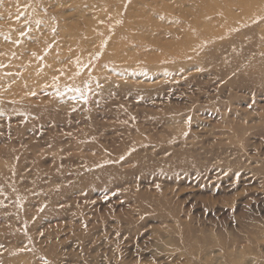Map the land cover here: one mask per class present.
Listing matches in <instances>:
<instances>
[{"label":"rangeland","instance_id":"rangeland-1","mask_svg":"<svg viewBox=\"0 0 264 264\" xmlns=\"http://www.w3.org/2000/svg\"><path fill=\"white\" fill-rule=\"evenodd\" d=\"M0 264H264V0H0Z\"/></svg>","mask_w":264,"mask_h":264}]
</instances>
